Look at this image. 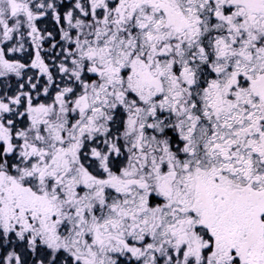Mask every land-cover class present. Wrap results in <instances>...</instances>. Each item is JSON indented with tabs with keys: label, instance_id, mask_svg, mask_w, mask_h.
<instances>
[{
	"label": "snow or ice",
	"instance_id": "6c2138e0",
	"mask_svg": "<svg viewBox=\"0 0 264 264\" xmlns=\"http://www.w3.org/2000/svg\"><path fill=\"white\" fill-rule=\"evenodd\" d=\"M0 264H264V0H0Z\"/></svg>",
	"mask_w": 264,
	"mask_h": 264
}]
</instances>
